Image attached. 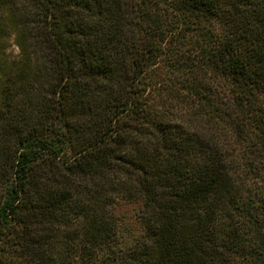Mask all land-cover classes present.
Returning a JSON list of instances; mask_svg holds the SVG:
<instances>
[{
    "label": "trees",
    "instance_id": "obj_1",
    "mask_svg": "<svg viewBox=\"0 0 264 264\" xmlns=\"http://www.w3.org/2000/svg\"><path fill=\"white\" fill-rule=\"evenodd\" d=\"M0 264H264V0H0Z\"/></svg>",
    "mask_w": 264,
    "mask_h": 264
},
{
    "label": "rangeland",
    "instance_id": "obj_2",
    "mask_svg": "<svg viewBox=\"0 0 264 264\" xmlns=\"http://www.w3.org/2000/svg\"><path fill=\"white\" fill-rule=\"evenodd\" d=\"M7 50L10 53V56L15 53L16 48H15V46H14V44L12 42H10V45L8 46ZM117 209H119V210H122V209L123 210H129V206H123L122 205V206L117 207Z\"/></svg>",
    "mask_w": 264,
    "mask_h": 264
}]
</instances>
